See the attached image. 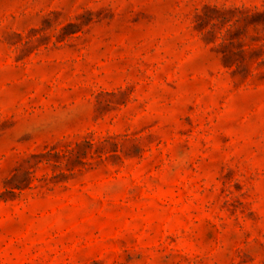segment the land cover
I'll return each mask as SVG.
<instances>
[{
  "label": "rangeland",
  "instance_id": "rangeland-1",
  "mask_svg": "<svg viewBox=\"0 0 264 264\" xmlns=\"http://www.w3.org/2000/svg\"><path fill=\"white\" fill-rule=\"evenodd\" d=\"M0 264H264V0H0Z\"/></svg>",
  "mask_w": 264,
  "mask_h": 264
}]
</instances>
